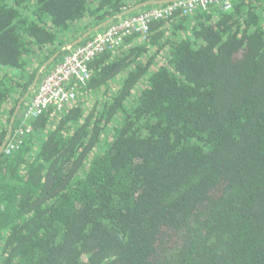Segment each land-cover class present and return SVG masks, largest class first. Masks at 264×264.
Listing matches in <instances>:
<instances>
[{"label":"trees","instance_id":"16d2710c","mask_svg":"<svg viewBox=\"0 0 264 264\" xmlns=\"http://www.w3.org/2000/svg\"><path fill=\"white\" fill-rule=\"evenodd\" d=\"M143 1L0 0V146L44 61ZM89 66L90 108L0 152V264H264V0L177 10Z\"/></svg>","mask_w":264,"mask_h":264},{"label":"built area","instance_id":"2783aa9c","mask_svg":"<svg viewBox=\"0 0 264 264\" xmlns=\"http://www.w3.org/2000/svg\"><path fill=\"white\" fill-rule=\"evenodd\" d=\"M211 4L220 5L223 9L231 8V0H173L116 17L84 41L71 47L62 46L63 53L47 70L45 69L34 92L19 110L20 126L13 134L8 133L5 136L4 153L10 154L22 143L23 137L32 131L29 123L32 118L38 117L51 107L55 112H63L87 96L85 93L79 94L78 88L90 79L89 65L98 54L117 48L125 36L139 33L141 37H145L153 20L168 17L177 10L189 14L197 7L206 8Z\"/></svg>","mask_w":264,"mask_h":264},{"label":"water","instance_id":"95a60500","mask_svg":"<svg viewBox=\"0 0 264 264\" xmlns=\"http://www.w3.org/2000/svg\"><path fill=\"white\" fill-rule=\"evenodd\" d=\"M171 1H173V0H147V1L139 2V3L135 4L134 6L130 7L129 9H127L126 11H124V12H122V13L116 15V16H112V17L106 18V19L103 20L101 23H99V24L95 25L94 27H92V28L86 30V31L83 32L80 36H78L74 41H72L71 43H67L66 45H68L69 47H71V46H73V45H75V44H77V43L83 41V39L87 38V37H88L89 35H91L93 32H96V31H98L99 29L104 28L106 25H108L110 22H112V20H114L115 17H121V16H124V15H126V14H128V13H130V12H132V11H135V10L141 8L142 6L147 5V4H148V5H149V4H163V3H168V2H171ZM64 46H65V45H64ZM62 50H63V48H60V50H59L57 53L53 54V55H52L47 61H45V62L39 67L40 69L38 68L39 70L37 71V74H36V76H35L34 81L32 82V84H31V86L29 87L28 91H27V92L24 94V96L22 97V100L24 101V104L26 103V99L29 97V96H28V95H29V92H32V93L34 92L35 87H36V84L38 83V81H39V79H40V74H41V72H42V71L44 72V70L46 69V68H43L42 66L46 67V66L49 65V64H50V65L53 64L54 61H55V58H56L57 54L59 55V53H60V55H61V54L63 53ZM50 65H49V66H50ZM49 66H47V67H49ZM41 67H42V68H41ZM32 93H30V95H31ZM19 110H20V103L17 105L16 110H15V113H16V115H17L18 118H20V116H21V114L19 113ZM12 120H13V118H11V122H12ZM10 126H11V125H10ZM8 130L10 131V127H9ZM9 133H10V132H9ZM8 135H9V134H8ZM5 142H6V141L4 140L3 143H2V145L0 146V152H2L3 147H4V145H5Z\"/></svg>","mask_w":264,"mask_h":264},{"label":"rangeland","instance_id":"374dc122","mask_svg":"<svg viewBox=\"0 0 264 264\" xmlns=\"http://www.w3.org/2000/svg\"><path fill=\"white\" fill-rule=\"evenodd\" d=\"M50 65V64H49ZM49 65H47V66H49ZM42 74H43V71L41 72V74H40V77L42 76ZM38 85V84H37ZM36 85V86H37ZM86 97H84L83 98V100H86L85 99ZM93 97H87V100H86V103H87V105L89 106V108L92 106V104H93ZM82 101V100H81Z\"/></svg>","mask_w":264,"mask_h":264},{"label":"crops","instance_id":"0c3cea01","mask_svg":"<svg viewBox=\"0 0 264 264\" xmlns=\"http://www.w3.org/2000/svg\"><path fill=\"white\" fill-rule=\"evenodd\" d=\"M46 61H47V60H46ZM44 62H45V61H44ZM42 67H43V68H46V70H47V68H48L47 66H46V67L42 66ZM42 67H41V68H42ZM39 69H40V68H39ZM39 69H38V70H39ZM44 72H45V70H44Z\"/></svg>","mask_w":264,"mask_h":264}]
</instances>
